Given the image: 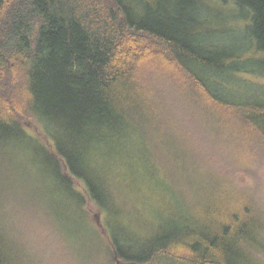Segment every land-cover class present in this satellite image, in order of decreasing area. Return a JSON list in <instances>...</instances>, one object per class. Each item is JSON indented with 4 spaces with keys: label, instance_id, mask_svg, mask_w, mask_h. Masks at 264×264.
I'll list each match as a JSON object with an SVG mask.
<instances>
[{
    "label": "trees",
    "instance_id": "trees-1",
    "mask_svg": "<svg viewBox=\"0 0 264 264\" xmlns=\"http://www.w3.org/2000/svg\"><path fill=\"white\" fill-rule=\"evenodd\" d=\"M206 1L0 0V264L21 261L11 219L28 180L64 188L52 206L71 202L76 233L94 235L101 264H264L262 210L224 209L203 227L140 242L90 162L93 150L135 137L155 167L149 150L170 136L177 144L181 108L243 117L229 99L248 83L243 73L264 76V0ZM247 114L264 138V105Z\"/></svg>",
    "mask_w": 264,
    "mask_h": 264
},
{
    "label": "rangeland",
    "instance_id": "rangeland-1",
    "mask_svg": "<svg viewBox=\"0 0 264 264\" xmlns=\"http://www.w3.org/2000/svg\"><path fill=\"white\" fill-rule=\"evenodd\" d=\"M206 3L214 5L212 0ZM242 77L248 83L240 87V96L229 100L236 104L235 114L243 117H230L234 113L221 111L214 115L198 111L190 114L181 108L175 119L183 126L175 136L177 144L167 135L170 143L166 139V147L149 150L156 159L152 166L155 171L138 152L135 137L118 151L99 155L93 150L90 162L107 177L101 189L106 191L109 186L112 190L119 222L128 236L133 234L135 240L145 242L160 233L185 234L224 209L258 208L264 212V138L261 130L253 131L246 120L252 123L253 114L244 117L245 111L264 105V76L251 72ZM0 168L6 171V166ZM25 186L27 202L18 201L21 204L16 205L11 219L21 258L16 264L108 262L94 235L89 231L76 233L71 202H67L68 209L52 206L49 196L60 197L64 188L59 191L54 183L44 187L29 180ZM107 216L99 212L97 223L103 225Z\"/></svg>",
    "mask_w": 264,
    "mask_h": 264
}]
</instances>
